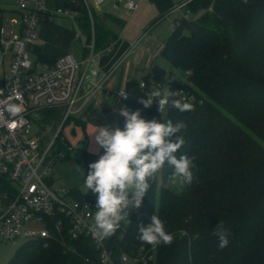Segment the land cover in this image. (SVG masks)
Wrapping results in <instances>:
<instances>
[{
    "label": "trees",
    "instance_id": "16d2710c",
    "mask_svg": "<svg viewBox=\"0 0 264 264\" xmlns=\"http://www.w3.org/2000/svg\"><path fill=\"white\" fill-rule=\"evenodd\" d=\"M186 9L202 13L191 20L173 19L161 49L166 66L156 64L140 79L143 87L140 80L127 81L123 108L140 110L149 121L186 125L179 133L185 143L175 155L194 158L193 182L182 189L165 186L172 173L166 163L149 180L142 206L130 209V222L122 221L107 244L115 258L121 251L151 247L138 239V229L157 214L174 239L171 245L155 246L153 259L142 264H264V0H192ZM92 17L91 25L81 7L75 19L86 44L92 42V50L98 51L116 33L102 22L109 15L92 12ZM117 23L122 25L121 20ZM31 53L35 60L52 62L36 46ZM164 86L175 92V99H180V90L192 94L194 100L188 103L193 109L180 112L169 105L160 113L157 101L145 108L138 100L147 99L154 89L166 91ZM62 113L61 107L48 108L41 119L54 129ZM124 124L120 115L115 128L123 130ZM72 151L61 160L73 159ZM103 152L79 150L85 179L89 164ZM69 194L80 200L96 198L75 187ZM217 230L228 233L229 244L223 249ZM4 264L103 263L90 239L79 236L65 243L51 238L22 241Z\"/></svg>",
    "mask_w": 264,
    "mask_h": 264
},
{
    "label": "built area",
    "instance_id": "2783aa9c",
    "mask_svg": "<svg viewBox=\"0 0 264 264\" xmlns=\"http://www.w3.org/2000/svg\"><path fill=\"white\" fill-rule=\"evenodd\" d=\"M191 1L178 0L173 9L182 10V18L186 19V14L190 13L186 6ZM65 2L68 3L65 8H48L46 0H15L14 11L18 17L6 22L2 20L4 10L0 8V68L3 69L0 81V245L16 239L26 241L37 238H51L65 243L67 239L85 236L98 250L103 264L147 263L154 257L153 246L141 245L129 252L121 251L115 258L107 244L112 236L103 239L92 237L94 214L98 211L96 198H74L64 187L61 189L65 192L60 196L49 181L53 164L73 150L60 133L62 125L74 111L80 62L70 52L50 63L35 60L31 52L37 43V28L42 22L59 15L76 23L77 9L72 4L84 7L91 25L93 23L92 9L87 0ZM120 2L128 12L137 7L135 0ZM201 13L197 12L191 19ZM80 32L79 29L78 35ZM138 40L132 42L115 64L103 72L96 87L130 54ZM87 46L93 51L92 42ZM6 54L9 55L7 71L2 67ZM144 85L145 82L140 80V86ZM151 93L147 99H152ZM116 94L122 101L127 98L125 88L119 89ZM179 95L182 101L194 100L192 94L182 90ZM11 105L20 106L21 111L13 115L8 110ZM56 106L63 110L59 128L55 127L48 134L44 131L48 125L41 119L42 112ZM58 142L65 147L59 149ZM123 231L124 228L121 234Z\"/></svg>",
    "mask_w": 264,
    "mask_h": 264
},
{
    "label": "clouds",
    "instance_id": "9594fccd",
    "mask_svg": "<svg viewBox=\"0 0 264 264\" xmlns=\"http://www.w3.org/2000/svg\"><path fill=\"white\" fill-rule=\"evenodd\" d=\"M247 0H245V3ZM170 81H174L169 79ZM151 93L152 99H138L145 108L154 101L158 102V111L164 112L167 106L180 112L191 111L193 105L173 98L175 92L164 86ZM123 94V91H121ZM9 112L13 115L21 111L20 106L11 105ZM120 115L125 118L123 130L119 127L93 126L95 143L104 150L99 159L89 164V171L84 184L86 191L96 194L94 214L95 224L91 229L94 239H103L115 234L122 221L130 222V209H139L150 188L149 180L167 163L172 168L170 183L178 189L190 185L194 179V158L175 153L182 148L185 141L181 131L186 127L183 122L166 123L156 119L142 118L140 110L130 111L122 108ZM174 138V139H173ZM218 228V226H217ZM138 239L150 246L171 245L174 236L166 231L161 218L154 214L148 225H139ZM219 248L228 246L226 230H217Z\"/></svg>",
    "mask_w": 264,
    "mask_h": 264
},
{
    "label": "crops",
    "instance_id": "0c3cea01",
    "mask_svg": "<svg viewBox=\"0 0 264 264\" xmlns=\"http://www.w3.org/2000/svg\"><path fill=\"white\" fill-rule=\"evenodd\" d=\"M135 1L136 9L128 12L120 0H87L92 12L98 17L109 15L108 18L102 19V22L106 28L116 33L114 40L102 50L90 51L84 33L81 31L78 35V25L65 16L59 15L52 20L44 21L37 28L35 46L49 61L70 52L80 62L78 70L80 81L74 111L70 114L69 120L71 132L75 126L80 127L86 142L93 136L90 135L94 131L93 126L115 128L124 105L116 92L125 88L127 81L136 79L139 81L140 77L151 72L162 60L161 49L165 39L157 42L146 27L161 14L165 12L166 15L169 14L175 6L174 0ZM46 6L65 8L66 4L65 0H46ZM118 20L122 21L121 26L118 25ZM137 38L139 40L130 54L115 66L99 87H96L95 84L100 82L103 72L115 64L120 54ZM64 139L71 144L68 137Z\"/></svg>",
    "mask_w": 264,
    "mask_h": 264
},
{
    "label": "rangeland",
    "instance_id": "374dc122",
    "mask_svg": "<svg viewBox=\"0 0 264 264\" xmlns=\"http://www.w3.org/2000/svg\"><path fill=\"white\" fill-rule=\"evenodd\" d=\"M178 0H174V5H177ZM0 7L3 8L2 12V20L3 22L9 21L11 19L17 18L18 14L13 11L16 7L15 0H0ZM6 9V10H5ZM11 9V10H7ZM183 11L177 8L171 10L169 14H167L163 19L155 23L154 25H148L146 29L152 32V35L155 37L156 41L160 43L161 39H166V37L170 34L172 30V21L174 18L177 20L181 19L183 16ZM193 14L187 13L186 19L191 20ZM111 19V18H109ZM0 56H2V51L0 49ZM31 57V55H30ZM9 62V55L6 54L3 56V68L7 71V66ZM163 66H166L165 63L160 61ZM3 69L0 68V81L2 76ZM142 78V77H140ZM138 81V79H136ZM60 122L57 124L56 128H59ZM50 126H45L44 131L48 134H51L54 130H52ZM71 123L70 120H67L61 128V136L65 138L68 137L71 145L74 150L72 151L73 159L71 160H57L53 166L52 171L50 173L49 181L52 182L53 190L56 194L62 196L64 194V190L61 188L64 187L65 190H68L71 187L77 188L81 193L86 195L94 194L91 190H88L86 193V187L84 184L85 179V169L78 159V153L81 149H87L92 153L103 152L104 150L100 148L94 140V135L85 141V138L82 135L81 128L75 126L73 131L71 132ZM72 136V137H71ZM160 170L158 171V173ZM165 186L175 187L170 183V180L167 179L164 181ZM37 227H40L38 225ZM22 242L20 239H16L12 243H2L0 245V264H4L8 258L13 254L14 250L17 246Z\"/></svg>",
    "mask_w": 264,
    "mask_h": 264
},
{
    "label": "water",
    "instance_id": "95a60500",
    "mask_svg": "<svg viewBox=\"0 0 264 264\" xmlns=\"http://www.w3.org/2000/svg\"><path fill=\"white\" fill-rule=\"evenodd\" d=\"M72 7H74L75 9H80V5L79 4H72Z\"/></svg>",
    "mask_w": 264,
    "mask_h": 264
}]
</instances>
